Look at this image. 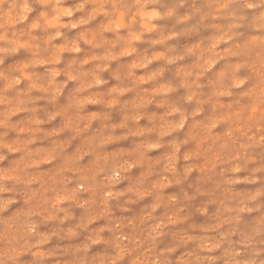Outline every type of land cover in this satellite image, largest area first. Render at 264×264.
Masks as SVG:
<instances>
[{"label": "clouds", "instance_id": "9594fccd", "mask_svg": "<svg viewBox=\"0 0 264 264\" xmlns=\"http://www.w3.org/2000/svg\"><path fill=\"white\" fill-rule=\"evenodd\" d=\"M0 264H264V0H0Z\"/></svg>", "mask_w": 264, "mask_h": 264}]
</instances>
